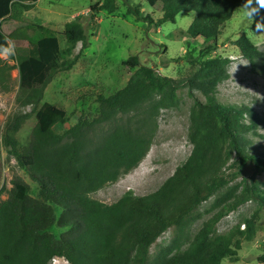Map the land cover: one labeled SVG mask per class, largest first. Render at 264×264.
I'll return each mask as SVG.
<instances>
[{"label":"trees","instance_id":"obj_1","mask_svg":"<svg viewBox=\"0 0 264 264\" xmlns=\"http://www.w3.org/2000/svg\"><path fill=\"white\" fill-rule=\"evenodd\" d=\"M38 1L0 0V90L12 88L15 65L1 57L11 39L20 87L29 93L24 104L38 108L30 141L22 144L16 136L29 116L17 112L4 125L3 143L39 185L38 196L33 197L30 185L17 177L9 196L1 199L0 194V264H49L54 257L71 264H223L227 257L237 259L242 239L254 235L255 224L264 212V182L245 178L228 191L223 189L236 177L228 168L242 169L252 163L257 171L264 170V156L249 149L247 138L249 132L264 127V118L251 106L219 101L218 86L229 77L231 59L212 54L218 49L216 40L223 26L237 8L249 13L258 9L252 14L253 26L261 28L264 7L258 0H157L162 16L156 19L153 13L143 14L140 3L124 0L128 13L149 28L176 23L179 13L193 12L195 18L187 32L193 38L206 39L202 48L186 51L184 58L195 71L187 78L175 79L158 67L141 65L138 55H130L125 66L138 68L127 85L109 94L92 93L97 113L89 115L82 110L77 123L60 132L52 126L56 106L48 101L40 105L44 87L56 72L75 66L90 47V36L84 16L66 22L61 32L16 16L17 10H30ZM117 10V0L91 5L89 29L96 25L97 14ZM59 35L64 38V48ZM79 42V54L62 63ZM235 45L264 76V51L246 35ZM183 87L194 98L188 129L193 149L186 162L151 194L139 196L129 191L112 204L92 198L93 192L117 181L146 156L161 111L179 106ZM195 90L205 96L204 101ZM118 113L128 118L102 141L89 144L81 137L85 129ZM69 118L57 121L64 125ZM68 134L75 138L65 141ZM220 193L211 208L214 213L185 244L191 213ZM249 201L257 203L254 212L228 233L211 239L220 220ZM55 225L67 230L57 236L51 232ZM171 227L176 229L174 239L149 261L150 247Z\"/></svg>","mask_w":264,"mask_h":264},{"label":"rangeland","instance_id":"obj_2","mask_svg":"<svg viewBox=\"0 0 264 264\" xmlns=\"http://www.w3.org/2000/svg\"><path fill=\"white\" fill-rule=\"evenodd\" d=\"M104 0H39L30 10H17L19 19L32 21L38 25L61 32L66 22L77 16H84L87 33L91 45L79 58L75 66L69 71H58L53 79L44 87V98L40 105L48 101L56 106L55 118L52 122L54 129L68 131L75 123L82 110L86 114L95 115L98 103L95 101L94 92L112 93L127 85L132 74L138 66L125 63L130 55H138L141 65L158 67L160 71L175 79L189 77L195 69L185 60L188 49L203 47L204 37H191L188 28L195 14L193 12L179 13L176 23L167 22L160 27L149 28L147 23L137 21L128 13L124 0H117L118 10L115 13L103 11L95 18L96 25L89 29V15L91 5ZM132 4L140 3L142 13H153L160 18L162 12L157 0H131ZM242 7L236 9L233 18L223 26L222 35L216 40L218 49L212 55H221L231 59L229 77L218 86L217 97L222 103L248 105L253 107L264 118V76L255 71L250 61L244 57L236 41L242 36H248L251 41L264 51V27L255 28L253 17ZM61 47H65L64 38L59 35ZM12 51L1 54L11 65L12 88L9 91L0 90V194L1 199L9 196L13 187V180L17 177L23 179L31 187L30 194L37 197L39 185L34 182L25 168L19 165L17 159L9 153L3 143V128L7 120L17 112L27 113L29 116L17 133V138L22 144H27L31 132L37 123V109L33 104H24L28 92L20 87L19 72L16 67L14 42L9 39ZM82 43H78L69 58L62 60L66 64L79 54ZM196 51L195 54H197ZM177 59V60H173ZM167 63V64H166ZM200 99L205 96L199 91H194ZM180 104L171 109H163L158 117V130L153 143L146 156L130 171L119 176L118 180L106 184L104 187L91 194V197L107 204L118 201L125 193L131 191L135 195L145 196L158 190L164 182L174 174L176 169L184 164L190 156L193 144L188 138L190 115L194 107V98L188 94V88L179 90ZM145 105V108L150 106ZM70 116L64 125L57 121L59 117ZM127 115L118 113L113 119L90 126L85 129L81 137L89 144L102 141L114 128L122 124ZM75 137L68 134L65 141H72ZM249 149L264 156V127L256 132H249ZM231 163V162H230ZM227 172L235 174V180L223 192L228 191L245 178L257 179L264 182V170L257 171L255 165L249 163L246 167L228 168ZM213 196L191 213L188 234L184 243L188 244L194 234L202 227L203 223L214 213L212 205L216 197ZM257 208V203L249 201L235 211L230 212L216 225L211 239L218 235L228 233L238 224L243 223L245 217L250 216ZM61 210L58 208L57 213ZM241 229L245 225L241 224ZM67 228L57 225L51 232L60 236ZM176 229L171 227L164 232L150 247L148 260L169 245L175 237ZM182 247L184 249L186 245ZM49 264H71L61 258L51 260ZM223 264H264V212L255 224V233L249 238L242 239L238 258H225Z\"/></svg>","mask_w":264,"mask_h":264},{"label":"clouds","instance_id":"obj_3","mask_svg":"<svg viewBox=\"0 0 264 264\" xmlns=\"http://www.w3.org/2000/svg\"><path fill=\"white\" fill-rule=\"evenodd\" d=\"M258 4L260 7H264V2H262V0H258ZM255 11H258V9H253L252 12L248 13L249 15H252ZM4 52H10L12 51L11 47L9 48H4L3 49Z\"/></svg>","mask_w":264,"mask_h":264},{"label":"built area","instance_id":"obj_4","mask_svg":"<svg viewBox=\"0 0 264 264\" xmlns=\"http://www.w3.org/2000/svg\"><path fill=\"white\" fill-rule=\"evenodd\" d=\"M59 259H61L60 257H54L52 260H59ZM64 259V258H63ZM66 260V259H65Z\"/></svg>","mask_w":264,"mask_h":264},{"label":"snow or ice","instance_id":"obj_5","mask_svg":"<svg viewBox=\"0 0 264 264\" xmlns=\"http://www.w3.org/2000/svg\"><path fill=\"white\" fill-rule=\"evenodd\" d=\"M262 2H264V0H262Z\"/></svg>","mask_w":264,"mask_h":264}]
</instances>
